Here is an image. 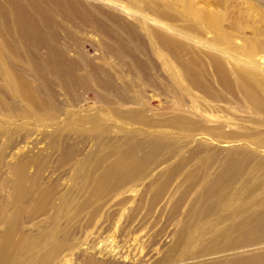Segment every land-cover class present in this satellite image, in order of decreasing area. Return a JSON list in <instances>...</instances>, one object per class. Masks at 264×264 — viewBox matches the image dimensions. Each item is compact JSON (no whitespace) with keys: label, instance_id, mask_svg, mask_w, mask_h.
I'll use <instances>...</instances> for the list:
<instances>
[{"label":"rangeland","instance_id":"rangeland-1","mask_svg":"<svg viewBox=\"0 0 264 264\" xmlns=\"http://www.w3.org/2000/svg\"><path fill=\"white\" fill-rule=\"evenodd\" d=\"M146 3L0 0L8 66L39 98L28 110L0 69V245L5 223L22 209L7 257L19 245L27 264H203L225 257L200 252L212 249L210 225L225 226L221 217L232 205L248 204L225 223L263 214L264 92L260 109H253L244 96L225 90L201 45L196 51L203 50L209 82L225 99L187 80L150 29L184 41L186 34L143 10ZM236 5L246 15H264L263 0H228L227 6L211 0L207 7L232 12ZM11 15H33L39 30L20 33L25 26L18 28ZM27 50L38 70L21 60ZM246 59L243 67L264 78V50ZM140 110L151 124L133 120ZM177 116L201 126L170 124ZM130 151L137 154L133 172L126 167ZM234 157L246 159L235 163L224 191L232 207L198 215L216 200L212 181Z\"/></svg>","mask_w":264,"mask_h":264},{"label":"bare ground","instance_id":"bare-ground-1","mask_svg":"<svg viewBox=\"0 0 264 264\" xmlns=\"http://www.w3.org/2000/svg\"><path fill=\"white\" fill-rule=\"evenodd\" d=\"M142 1L143 3L147 2L143 10L151 11L156 15V19L168 20L169 24L173 26V30L186 34L188 39L184 41L174 35L163 33L158 29H150V32L155 36L157 42H160L161 45L171 53L172 57L176 59L178 65L180 64L182 66L183 74L187 80L202 88L213 98L219 100L225 99L223 93L214 89L209 82L206 62L202 55L203 50L196 51L197 48H205L209 51L207 53L209 64L213 67L217 79L225 86V90L233 94L237 93L244 96L249 100L253 109H260L261 105L258 98L260 96L262 97V93L264 92V78L250 65L243 67V63L245 62L248 64V61H246L247 57H252L259 51L264 50V15H259L257 17L246 15L239 5H236L232 12H229L227 8L224 9L222 6L209 9L207 4L211 0ZM199 1L202 2L204 6L199 5ZM216 2L218 5L227 6L228 0H216ZM179 7H181V9ZM38 14L45 15V13ZM12 17L17 25V22H21L18 28H20V26H25L20 33L32 34L31 32H37V30H39V26L34 22L35 19L32 18L33 15H27L26 19L23 15H11V19ZM4 23L7 24L8 29H16L14 23L8 21ZM248 30L250 31V35H241V32L244 33ZM16 32H19L18 29ZM207 33H212L213 37L211 39L205 38L206 36L204 37V35ZM238 37L242 39L241 44L235 41ZM23 39L25 40V37ZM5 42L0 38V69L2 71V77L14 88L19 97L24 100L26 108L28 110H35L37 104H39L38 95L35 96V94H30L31 91L25 90L22 83L28 87L27 80L8 66L10 61L9 53H11V51L8 49L9 45ZM200 45L203 48H201ZM25 53L26 56L21 57V60L28 65V68L35 67V70H38V64L36 66L32 65L35 64V62L31 56V51L27 50ZM187 53L191 56L187 57ZM66 77L69 78L68 75H66ZM174 77H177L175 73ZM144 114L145 112L143 110L138 111L135 113V116H133V120L136 123L151 124L150 121L144 118ZM169 120L170 124H175L183 129L201 126L200 123L184 116H177ZM205 128L207 131L214 130V128L208 126ZM221 129L220 127L219 130ZM152 143L157 147L160 145L161 140H153ZM241 154L246 157V154H249V152L242 151ZM126 155L129 160L127 162L128 166L126 167L129 172H133L132 165L137 162V154L130 151ZM245 157L237 159L234 157L233 161L231 160L224 165L221 174L212 181L214 183L213 189H215L213 193L217 194L216 200L214 202H208V206L198 211V215L204 216L217 210L219 207L233 206L236 212L233 211L221 217V223L226 224L222 228L216 227L215 224L210 225L213 229L212 249L206 248L205 250L203 248L204 250L200 252L201 254L198 253L197 255L199 256L200 254L203 256L205 255L204 253L212 251L213 254H221L225 255V257L217 261L204 262L203 264H264V210L261 215L244 216L239 221L225 223L226 220H231L232 216L244 212L248 206L247 203H241L239 205L228 203V200H230V196H228L229 193L226 194V192H224L227 190V186L235 174V163L245 160ZM20 169L24 170L25 165H20ZM105 177L106 176L103 178ZM41 203H44V201H41ZM40 205L43 207V204ZM21 213L22 209L19 208L14 213V216L10 218L8 224L5 223V226H8V228L4 233V240L0 245V264H4V262H7V264H27L23 260L25 252L24 247H20L19 245L16 246L13 255L9 257H7L5 253L6 249L12 245L11 237L15 234V225L18 224ZM186 230L187 225H185L183 232ZM205 233L206 232H202L199 234L201 239L205 238ZM190 238L191 240H196L197 236L192 234ZM35 248H37V246L33 244L31 249Z\"/></svg>","mask_w":264,"mask_h":264}]
</instances>
